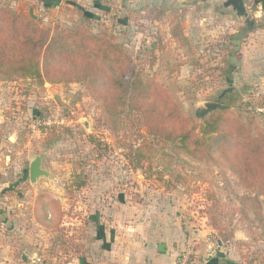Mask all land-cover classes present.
I'll return each instance as SVG.
<instances>
[{"label":"rangeland","instance_id":"374dc122","mask_svg":"<svg viewBox=\"0 0 264 264\" xmlns=\"http://www.w3.org/2000/svg\"><path fill=\"white\" fill-rule=\"evenodd\" d=\"M94 2L62 0L47 8L38 0H0V7L29 16L52 36L82 26L92 35L112 37L135 60L138 75L163 85L196 128L197 111L232 88L243 113L254 115L264 130V111L255 109L264 108V95L236 80L242 43L264 40L258 34L264 20L253 15L256 6L248 4L247 20L239 21L217 1L102 0L108 11L93 10ZM94 11L97 18L89 15ZM238 109L233 105L231 111L236 115ZM137 148L145 160L135 168L130 157ZM42 152L43 167L53 175L32 183L30 162ZM40 194L59 201L61 225L38 222ZM118 194L141 208L166 201L192 231L209 228L215 245L240 264H264V194L242 185L216 155L194 159L155 138L138 112L108 114L84 83L0 80V264H9L12 252L11 263H23V245L31 246L32 257L41 256V264L48 256L67 262L81 253L90 214Z\"/></svg>","mask_w":264,"mask_h":264},{"label":"trees","instance_id":"16d2710c","mask_svg":"<svg viewBox=\"0 0 264 264\" xmlns=\"http://www.w3.org/2000/svg\"><path fill=\"white\" fill-rule=\"evenodd\" d=\"M61 2L44 4L49 7ZM72 4L78 6L76 2ZM111 39L92 35L82 26L52 36L50 30L29 16L1 6L0 80L33 78L40 84L84 83L108 114L125 109L138 112L147 132L155 138L174 143L194 159L216 155L242 185L264 194V130L254 115L243 113L239 93L221 94L223 107L206 115L197 111L195 116L201 119L198 132L192 125L193 118L184 113L167 89L154 79H142L132 56ZM233 105L239 108L236 115L231 111ZM143 153L141 148L132 152L130 159L135 168L143 166ZM35 213L42 226L62 224L64 214L59 201L46 194L37 197ZM214 227L221 229L215 222Z\"/></svg>","mask_w":264,"mask_h":264},{"label":"crops","instance_id":"0c3cea01","mask_svg":"<svg viewBox=\"0 0 264 264\" xmlns=\"http://www.w3.org/2000/svg\"><path fill=\"white\" fill-rule=\"evenodd\" d=\"M38 1L45 6V2L54 4L58 0ZM75 1L79 3L81 0ZM101 1L94 2L93 10L100 11L106 7ZM245 2L247 7L248 4L256 6L253 15L264 20V0ZM55 6L58 5L47 8ZM105 9L109 10V7ZM95 11L89 12L93 18L98 17ZM249 25L251 26L249 36L253 37L255 28L251 22ZM258 34L264 36V26L258 30ZM254 40L250 39L252 45L245 46L247 43H242L239 64L236 65V80L244 86H254L255 90L264 95V46H258L261 43L264 45V40L258 42L260 44ZM237 59L238 57L236 61ZM117 196L116 200L107 201L100 210L95 209L93 214H90L88 234L80 243L81 253L67 262L58 260L59 257L48 256L44 264H175L179 253L191 244L195 245V248L197 244L196 250L201 254H208L213 249L221 247L215 245L209 238V228L198 232L192 231L191 224L178 218L173 210L168 208L166 201L161 200L148 208H141L125 202L123 194ZM23 246L24 250L21 252L23 263L19 264H29L25 259L32 258L33 254L27 252L31 250V246ZM228 253L224 248H220L219 254L213 259V264H240L236 261V256ZM15 256L13 252L7 254L9 264H14L11 262H14ZM1 257L0 253V260Z\"/></svg>","mask_w":264,"mask_h":264},{"label":"water","instance_id":"95a60500","mask_svg":"<svg viewBox=\"0 0 264 264\" xmlns=\"http://www.w3.org/2000/svg\"><path fill=\"white\" fill-rule=\"evenodd\" d=\"M215 1L218 3V7L221 11L232 12L237 20H247L248 18V7L245 0H204L207 4H212ZM232 88L223 91L222 95H224L227 91H231ZM222 96L219 97L217 101H208L205 103V107L200 110L202 115L208 114L212 110H216L218 108H222L223 104L221 103ZM45 153L42 152L39 155H36L30 162L29 166V178L32 183L37 182L40 177H51L53 174L46 170L43 167V159ZM28 261V258L25 259Z\"/></svg>","mask_w":264,"mask_h":264},{"label":"built area","instance_id":"2783aa9c","mask_svg":"<svg viewBox=\"0 0 264 264\" xmlns=\"http://www.w3.org/2000/svg\"><path fill=\"white\" fill-rule=\"evenodd\" d=\"M252 107L253 106L250 105L248 108L252 109ZM255 109L257 111H264V108L260 106H257ZM228 243H230V240H228L227 244ZM220 248H223V246L213 249L208 254H201L198 253V250H196L195 245L191 244L190 246H187L179 253L178 259L175 264H213V259L219 254ZM31 263L41 264L42 263L41 256H37V255L33 256L31 258Z\"/></svg>","mask_w":264,"mask_h":264}]
</instances>
